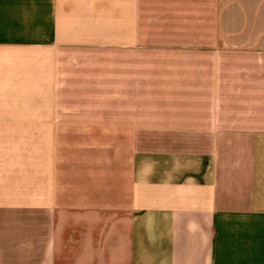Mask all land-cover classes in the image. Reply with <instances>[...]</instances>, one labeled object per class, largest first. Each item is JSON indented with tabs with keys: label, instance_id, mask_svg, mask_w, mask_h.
Masks as SVG:
<instances>
[{
	"label": "crops",
	"instance_id": "1",
	"mask_svg": "<svg viewBox=\"0 0 264 264\" xmlns=\"http://www.w3.org/2000/svg\"><path fill=\"white\" fill-rule=\"evenodd\" d=\"M0 264H264V0H0Z\"/></svg>",
	"mask_w": 264,
	"mask_h": 264
}]
</instances>
